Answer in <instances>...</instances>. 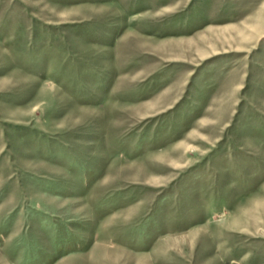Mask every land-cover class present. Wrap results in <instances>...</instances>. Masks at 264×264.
I'll use <instances>...</instances> for the list:
<instances>
[{
	"label": "rangeland",
	"instance_id": "rangeland-1",
	"mask_svg": "<svg viewBox=\"0 0 264 264\" xmlns=\"http://www.w3.org/2000/svg\"><path fill=\"white\" fill-rule=\"evenodd\" d=\"M0 264H264V0H0Z\"/></svg>",
	"mask_w": 264,
	"mask_h": 264
},
{
	"label": "bare ground",
	"instance_id": "bare-ground-1",
	"mask_svg": "<svg viewBox=\"0 0 264 264\" xmlns=\"http://www.w3.org/2000/svg\"><path fill=\"white\" fill-rule=\"evenodd\" d=\"M164 154H165V153H164ZM164 154H162V155H164ZM165 157H166V156H165ZM181 158H182V157H181ZM167 159H169V158H167ZM174 164H176V163H174ZM174 164H173V165H174Z\"/></svg>",
	"mask_w": 264,
	"mask_h": 264
}]
</instances>
